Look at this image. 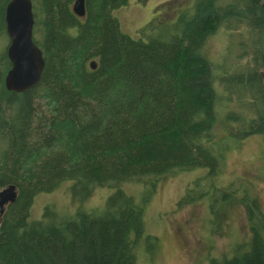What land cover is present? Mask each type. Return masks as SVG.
<instances>
[{
    "label": "trees",
    "instance_id": "obj_1",
    "mask_svg": "<svg viewBox=\"0 0 264 264\" xmlns=\"http://www.w3.org/2000/svg\"><path fill=\"white\" fill-rule=\"evenodd\" d=\"M30 2L44 62L36 86L5 91L7 42L0 51V189L16 190L0 215V264H135L142 246L153 252L157 243L144 234L150 197L136 201L124 186L153 192L161 177L196 169L205 174L177 209L203 199L214 224L237 203L248 227L246 243L207 264H264V213L249 184L215 186L229 153L250 137L264 140V0H191L172 20L146 24L138 39L111 16L127 0H83L81 18L73 0ZM220 27L236 37L239 54L213 67L205 43ZM246 31L256 37L250 48ZM65 181L75 210L46 205L29 220L33 197ZM96 188L112 193L101 208L83 209Z\"/></svg>",
    "mask_w": 264,
    "mask_h": 264
},
{
    "label": "rangeland",
    "instance_id": "obj_2",
    "mask_svg": "<svg viewBox=\"0 0 264 264\" xmlns=\"http://www.w3.org/2000/svg\"><path fill=\"white\" fill-rule=\"evenodd\" d=\"M190 1L127 0L126 5L112 10L111 16L117 21L120 33L131 39H138L139 30L146 24L153 19L172 20ZM242 39L247 48L256 42V37L251 31L249 33L246 31ZM6 42L7 37L3 36L0 51ZM238 54L236 37H231L223 27L205 43L204 55L213 67H218L222 63L221 56H226L225 63H235ZM204 174V169H196L178 175L163 176L153 192L148 190L150 188L148 185L140 186L138 189L124 186V192L136 201L145 195L150 197L144 210V234L152 236L157 243L153 252L142 246L136 253L135 264H207L209 260L228 257L229 253L239 246L237 244L247 242V220L242 206L237 203H232L224 209L214 224L209 219L208 207L203 199L177 209L176 203L185 193L186 187L202 178ZM215 180L217 188L230 185L233 189H239V183L249 184L264 213L263 138L250 137L242 142L237 151L229 153L221 174ZM71 184L72 182L65 181L52 192L36 194L29 207L28 219L38 220L46 205H53L56 211L61 213H72L77 203L69 194ZM111 193L110 188H96L80 206L85 210L101 208Z\"/></svg>",
    "mask_w": 264,
    "mask_h": 264
},
{
    "label": "water",
    "instance_id": "obj_3",
    "mask_svg": "<svg viewBox=\"0 0 264 264\" xmlns=\"http://www.w3.org/2000/svg\"><path fill=\"white\" fill-rule=\"evenodd\" d=\"M79 18L84 15L83 0H74L71 8ZM4 32L7 37L5 57L9 63L2 79L5 91L22 94L39 82L44 62L32 41L33 18L30 0H8L4 7ZM90 70L95 63L88 64ZM16 199L15 186L0 189V215L6 205Z\"/></svg>",
    "mask_w": 264,
    "mask_h": 264
}]
</instances>
